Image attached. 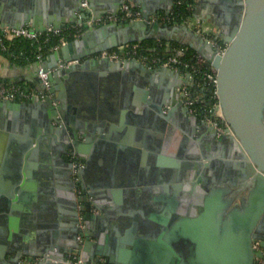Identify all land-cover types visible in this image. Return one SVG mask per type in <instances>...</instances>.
I'll use <instances>...</instances> for the list:
<instances>
[{"label":"water","instance_id":"obj_1","mask_svg":"<svg viewBox=\"0 0 264 264\" xmlns=\"http://www.w3.org/2000/svg\"><path fill=\"white\" fill-rule=\"evenodd\" d=\"M31 1L34 0H0V24L14 28L31 24L36 29L45 30L49 25L61 28L64 23L83 22L84 33L51 51L47 60L38 62L39 68L42 66L44 71H49L51 91L59 104H53L51 98L43 101L39 96L31 100L0 97V223L7 220L11 209L17 207L20 196L24 195L32 168L43 159L39 156L52 149L54 156H60L68 167L62 175L68 204L60 211L57 209L55 214L58 219L62 214L68 215L71 226L64 235L56 230L49 238L38 237L31 249L20 244L2 246L0 264H34V257L42 258L39 264H71L67 254L75 248L82 250L85 264H100L101 257L106 258V264H126V259L115 257L104 250L103 244L99 246L91 239L92 204L108 196V190L102 188L108 186L106 183L99 182L97 187L101 189L93 191L80 180L88 195V238L84 243L73 241V238L77 239L73 224L78 230V195L73 162L66 157L76 154L85 158L84 146L118 144L113 129L119 127L111 123L116 118L97 110L95 104V107L89 104L90 98H85L87 81L95 77L102 84L109 74L117 77L126 74L131 82L128 98L123 96L125 102L117 113L119 116L144 114L150 121L155 119L154 122L162 125L161 145L149 141L148 148L167 153V134L174 131L175 125L179 127L176 131L180 144L174 147L178 157L172 162V174L167 180L171 188L184 193L187 199L194 193V207L213 211L217 216L214 215L213 223L223 226V242L202 249L214 255V260L219 258L218 261L203 264H258L254 242L260 240L264 246V0L233 1L231 11L220 20L223 31L219 36L227 45L224 50L210 35L187 22L152 20L151 16L159 14L160 8L164 13H170L171 8L162 2L150 9L145 0H131L134 5H140V18L91 25L85 21L88 12L91 11L94 17L106 13L118 15L125 0H87L89 10L84 9V0H62L63 10L57 6L56 0H36V6H31ZM153 38L186 44L217 69L216 87L221 109L234 135L219 134L215 125L199 120L190 112L186 104L188 98L182 91L184 85L197 84L190 72L184 73L167 65L151 66L136 57L117 60L98 56L105 50ZM33 82L37 89H43L40 78L33 79ZM202 90L207 95L212 89L203 85ZM178 113L182 122H176L174 116ZM206 134L209 137L204 140L202 137ZM222 143L230 147L229 153L221 158L212 156L215 153H211L210 145L215 147ZM119 146L135 156L133 147ZM139 148L136 155L145 160L151 150ZM206 148L209 153L205 152ZM144 162L146 160L142 166ZM130 177V185L140 186L145 182ZM125 179L122 185L128 183ZM149 188L151 186L146 187ZM166 190H170L169 187ZM242 190L246 192L240 196V202L234 203ZM157 204L163 211L172 208V203L167 200L165 204ZM10 226H3L1 233L6 234ZM66 236L72 241L68 243ZM92 247L91 254H88ZM55 252H60L59 261L48 258V253L56 257ZM26 255V261L21 263Z\"/></svg>","mask_w":264,"mask_h":264},{"label":"crops","instance_id":"obj_2","mask_svg":"<svg viewBox=\"0 0 264 264\" xmlns=\"http://www.w3.org/2000/svg\"><path fill=\"white\" fill-rule=\"evenodd\" d=\"M145 1L150 9L158 7L157 3L162 2L171 8L170 12L173 11L177 2V0ZM233 1L235 2V0H186L190 5V23L188 24L210 35L212 39H217L219 44H225L219 36V33L223 31L220 20L223 15L231 11ZM36 2V0L31 1V6H36ZM55 2L60 10H63L62 0ZM135 6L140 8V5ZM159 12L164 13V9L160 8ZM81 14L82 12L79 11L78 15L81 16ZM65 24L68 23L63 25ZM38 68V61L20 64L0 52V78L6 82L35 86L33 79L39 78ZM94 75L97 76V74ZM125 75L117 77L109 74L102 84L98 83L95 77L90 78L85 86V98L91 100L89 104L94 107L96 105L97 110L100 109L101 112L112 114L113 118H118V122L115 119L111 123L119 127V129H113L114 134L117 135L115 139L117 145L104 143L99 147L95 145L88 148L82 147L85 158L81 160L85 163V168L81 172V181L93 191L101 189L97 187L99 182L108 185L105 188L102 187L108 190V196L93 201V208H97L99 212H92L94 219L90 223L91 239L99 246L103 244L104 250L115 257L126 259V264L216 262L219 258L214 260V255L204 250L209 249L214 243L223 242L221 239L223 226L213 223L215 215L213 211L198 210L194 207L196 201L194 193L187 199L184 193H178L171 188L167 180L172 174V162L178 157V151L174 147L180 144L176 131L179 127L175 125L174 131L167 134L169 141L167 153L148 148L149 141L161 145L163 128L161 124L154 122L155 119L150 121L144 114L128 115L126 113L123 116L117 114L123 108L122 105L125 102L123 96L128 98L131 90V82ZM196 82L195 86L191 85L193 92L199 95L205 94L202 83ZM174 117L176 122H182L179 113ZM208 135L202 138L206 140ZM82 144L84 145V142ZM123 144L126 147H133L136 154L138 147L142 151L151 150V153L146 155L144 166L142 162L145 160L142 156L129 155L126 147L124 150L119 146ZM209 149L211 153H215L212 156L221 158L229 153L230 147L222 143L215 147L210 145ZM207 150L206 148L205 152L209 153ZM54 154L55 152L50 149L43 156H39L43 159L37 162L35 168H32V176L28 178L29 183L24 195L20 196L17 207L11 209L7 220L3 224L0 223V250L2 246L5 248L10 244H20L31 249L38 237L49 238L56 230L60 235H64L70 229V217L62 214L58 219L56 215L57 209L60 211V208L64 209L65 204H68L65 196L67 188L62 182V175L68 167L62 162L60 156L55 157ZM203 161H207V158H203ZM150 168L155 174L150 172ZM140 171L143 173H139ZM130 176H134L133 180L143 179L147 183L144 182L140 186L130 185L132 181ZM125 178L128 183L122 185V182L126 181ZM0 179H2L1 175ZM156 180L157 182H153ZM150 186L151 188L146 189ZM168 187L170 190H166ZM241 195L236 197L234 203L240 202ZM225 196L227 197L228 194ZM166 200L172 203V208L168 207L163 211L157 203L165 204ZM215 220L218 219L215 218ZM164 221L169 223L165 224ZM2 225L10 226L9 230L5 231L6 234L1 233ZM72 229L73 233L77 232L74 224ZM7 233L10 234L9 237ZM66 238L68 243L72 241L70 236ZM76 240L73 238L74 242ZM92 249L93 247L88 250V254H91ZM56 251L59 250L56 249ZM55 253V258L58 259L60 252ZM27 257L28 255L24 256L21 263H24ZM34 259V264H39V258L34 257Z\"/></svg>","mask_w":264,"mask_h":264},{"label":"built area","instance_id":"obj_3","mask_svg":"<svg viewBox=\"0 0 264 264\" xmlns=\"http://www.w3.org/2000/svg\"><path fill=\"white\" fill-rule=\"evenodd\" d=\"M183 2L184 0H177L176 5L182 4ZM83 7L85 10L90 9L87 0L83 1ZM187 8L190 11L189 4H187ZM88 15L89 16L85 21L91 25H95L111 21H125L140 18L141 12L140 9L136 7L131 0H125L121 6V12L118 15L106 13L98 17H94L91 11L88 12ZM189 17L190 15L183 21L190 23ZM151 19H159L161 22H172L176 20L174 19L172 12H170L169 14L159 13L151 17ZM83 33V22L68 23L63 25L61 28H55L54 26L49 25L45 30L36 29L30 24H26L21 28H14L0 24V51L9 50L8 41L12 42L16 39H25L32 43H35L37 49L36 61L42 63L51 51L70 41V39L68 38L69 35H73L74 38H76ZM215 41L223 50L226 48V44H219L217 39ZM167 45L169 44L167 43ZM146 50H149V48H147ZM146 50H144V47L140 43H128L113 49L102 51L98 54V56L109 57L111 59L117 60L124 59L126 57H136L151 66L167 65L172 68L179 69L182 72H190L192 78H194L196 81L201 82L202 85L206 86L208 90L212 89L207 95H199L198 93L193 92L192 87L184 85L182 91L188 98L186 104L189 105L190 112L198 116L199 120L215 125L218 129L219 134L225 133L228 135H234V130L225 120L221 109L216 87L218 80L217 69L212 64L207 70L201 69V64L206 62V58L199 54L197 55L195 62L184 60L181 58V55L184 54L183 49H180L178 51V54H155ZM22 53L23 52H21L20 54L22 55ZM11 55L18 56L14 52H11ZM39 78L43 85L42 90L37 89L35 86H29L25 83H9L0 78V97L11 100H31L35 96H39L43 101L51 98L53 104H59V100L56 99L54 93L51 91L52 84L49 80V71H44L42 66H40L39 68ZM71 158L73 162L72 168L74 173V181L77 186L76 192L78 195L79 214L77 221V240L80 243H84L88 238V236L86 235L88 224L86 219L87 209L85 206L87 194L80 185V171L84 168L85 164L76 154H71ZM91 212L98 213L99 210L92 207ZM253 247L257 253L256 261L258 262V264H264V246L262 245L261 241H255ZM259 253H262V255H260ZM47 255L49 259H52V261H59V259L51 257L49 253ZM67 258L71 262V264H85L82 250L80 249H73L72 252H69L67 254ZM40 260H42V258H39V261ZM99 263L106 264V258L101 257Z\"/></svg>","mask_w":264,"mask_h":264},{"label":"trees","instance_id":"obj_4","mask_svg":"<svg viewBox=\"0 0 264 264\" xmlns=\"http://www.w3.org/2000/svg\"><path fill=\"white\" fill-rule=\"evenodd\" d=\"M172 15L174 19L178 21H183L190 15V11L187 8L186 0H184L182 4H178L174 7ZM68 38L72 40L74 39V36L69 35ZM8 43L9 50L0 52L10 57L14 62L24 64L36 61L37 49L35 43H32L25 39H16L12 42L8 41ZM132 43H140L144 47V50L149 48V50L146 51L153 52L155 54H178V51L180 49H183L184 54L181 55V58L188 61L195 62L197 55H199V53L195 49L188 45L181 44L175 40L168 41L164 38L146 39L143 41H136ZM167 43L169 45H167ZM11 52L16 53L18 56L11 55ZM21 52H23L22 55L20 54ZM210 65L211 64L206 60V62L201 64V69L207 70L209 69Z\"/></svg>","mask_w":264,"mask_h":264},{"label":"flooded vegetation","instance_id":"obj_5","mask_svg":"<svg viewBox=\"0 0 264 264\" xmlns=\"http://www.w3.org/2000/svg\"><path fill=\"white\" fill-rule=\"evenodd\" d=\"M173 22H179V21H172L171 23H173ZM181 22V21H180ZM68 159L72 162V158H71V155L70 156H68ZM80 160H81V158H80ZM82 161V160H81ZM83 162V161H82ZM84 163V162H83ZM85 164V163H84ZM72 172H73V168H72ZM74 174V173H73ZM77 187V186H76ZM82 187V186H81ZM76 189V188H75ZM246 192V190H242L238 195H241V194H244ZM85 193L87 194V192L85 191ZM86 196H88V195H86ZM89 198V197H88ZM85 206H86V201H85ZM92 207H93V204H92ZM77 209H78V207H77ZM87 209V208H86ZM86 213H87V211H86ZM87 219V218H86ZM164 223L166 224V223H169V222H166V221H164ZM77 234H78V230H77ZM106 263H107V260H106ZM199 264H203V263H199Z\"/></svg>","mask_w":264,"mask_h":264}]
</instances>
